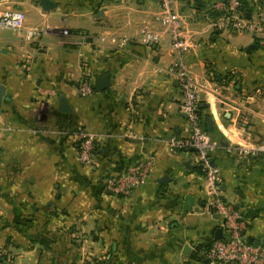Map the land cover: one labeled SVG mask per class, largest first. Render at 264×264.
<instances>
[{"label":"crops","instance_id":"crops-1","mask_svg":"<svg viewBox=\"0 0 264 264\" xmlns=\"http://www.w3.org/2000/svg\"><path fill=\"white\" fill-rule=\"evenodd\" d=\"M51 1L44 9L41 0H0V11L21 10L25 27L42 29L26 41L0 27V249L7 263L211 264L201 249L220 220L193 152L169 146L190 129L175 80L159 71L176 58L159 0ZM212 1L175 0L172 8L182 17L191 75L220 87L201 94L200 110L219 141L211 160L222 173L221 194L246 216L247 238L263 241L264 29L212 30ZM243 9L264 26V0H243ZM143 25L158 33L156 45L143 43ZM104 74L111 86L96 92ZM84 77L89 94L79 89ZM80 127L96 134L88 164L74 143ZM149 159L144 184L122 196L104 191L106 177ZM186 195L194 198L188 211Z\"/></svg>","mask_w":264,"mask_h":264},{"label":"built area","instance_id":"built-area-1","mask_svg":"<svg viewBox=\"0 0 264 264\" xmlns=\"http://www.w3.org/2000/svg\"><path fill=\"white\" fill-rule=\"evenodd\" d=\"M175 0H159L161 12L158 17L162 26L169 29L171 43L175 45L176 58L159 71L172 77L180 91V110L185 115L190 133L187 136L174 137L169 141L172 150L192 151L194 163L201 175L209 210L220 220L222 237L213 239L201 249V256L211 264H264V246L254 245L248 241L246 229L248 221L243 212L232 202L227 201L221 194L222 173L211 160L212 153L218 148L219 141L212 138L204 128L201 115V94L218 93L220 87L216 84L207 88L205 84L195 79L187 66L184 51L187 48L183 39L182 17L175 12L172 4ZM243 0H213L208 6V26L212 30L231 32H260L264 29L260 20H252L242 10ZM25 15L18 9L0 11V27L9 28L22 33L23 39L32 41L39 37L42 29L24 26ZM68 33V29H63ZM142 41L148 46L159 42L158 33L147 25L141 27ZM82 42H88V34L81 35ZM103 40V38H101ZM79 89L83 94L93 91L90 81L84 77L79 82ZM74 143L78 149V158L82 163H90L95 153L96 134L80 127L73 132ZM152 159L128 167L126 170L112 174L103 181V189L108 194L126 195L134 188L144 184L148 177ZM5 251L0 249V264ZM6 255V254H5ZM6 259L8 256L6 255Z\"/></svg>","mask_w":264,"mask_h":264},{"label":"water","instance_id":"water-1","mask_svg":"<svg viewBox=\"0 0 264 264\" xmlns=\"http://www.w3.org/2000/svg\"><path fill=\"white\" fill-rule=\"evenodd\" d=\"M199 3L202 4V2H199ZM41 5L44 9H51L52 7H54V3L51 0H41ZM110 86H111V82H110L109 74H104V75H101V76L96 78V87H95L96 92H101L103 90H106ZM3 91H4L3 86H0V99L2 98ZM59 101H60L59 109L63 112L68 111V107L66 106V100L63 97H61L59 99ZM207 125L209 127L212 125V120L210 117L207 119ZM259 156L264 158V151L259 152ZM187 166H189V164ZM159 181L166 183L167 177L163 176L162 178L159 179ZM193 203H194L193 196L186 195L184 198V207H183L184 210H186V211L190 210ZM237 207H238V205H237ZM249 213H252L251 209H249ZM214 237H215V239H219L222 237V229L221 228H217L215 230ZM248 241L253 243L254 245H259L260 243H264V240L263 241L254 240V238H249ZM5 264H9V263H5ZM184 264H187V263H184Z\"/></svg>","mask_w":264,"mask_h":264},{"label":"trees","instance_id":"trees-1","mask_svg":"<svg viewBox=\"0 0 264 264\" xmlns=\"http://www.w3.org/2000/svg\"><path fill=\"white\" fill-rule=\"evenodd\" d=\"M242 10H244L245 11V9H243V6H242ZM197 171L199 172V170H198V168H197ZM3 261H6V255L4 254V256H2V258H1Z\"/></svg>","mask_w":264,"mask_h":264}]
</instances>
